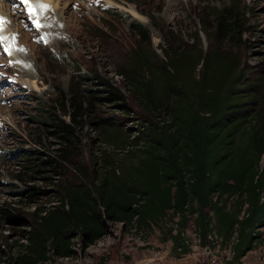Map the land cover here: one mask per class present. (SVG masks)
<instances>
[{
  "label": "trees",
  "instance_id": "16d2710c",
  "mask_svg": "<svg viewBox=\"0 0 264 264\" xmlns=\"http://www.w3.org/2000/svg\"><path fill=\"white\" fill-rule=\"evenodd\" d=\"M245 8L240 0L210 8L191 43L163 30V58L150 49L149 30L133 22L139 43L120 69L123 88L99 76L90 78L98 88L72 83L71 97L59 99L62 115L52 108L42 122L50 143L21 153L15 179L27 187L15 196L34 210L6 264L69 259L114 225L144 231L167 218H178L173 250L184 255L189 219L201 246L216 236L236 264L264 243V73L250 78L239 55L251 27ZM130 102L145 116L135 131L122 121ZM39 184L54 187L48 208L38 205L49 194ZM0 221L23 224L10 207L0 208Z\"/></svg>",
  "mask_w": 264,
  "mask_h": 264
},
{
  "label": "rangeland",
  "instance_id": "374dc122",
  "mask_svg": "<svg viewBox=\"0 0 264 264\" xmlns=\"http://www.w3.org/2000/svg\"><path fill=\"white\" fill-rule=\"evenodd\" d=\"M231 1L52 0L54 3L34 5L26 0H0V208H12L23 221H0V264L13 261L18 255L19 244L29 228L25 226L32 224L34 208L28 207L26 200L18 202L15 196L27 187L15 179L22 165L21 153L42 150L50 143L42 122L52 108L58 116L62 115V94L71 97L72 83L75 90L98 88L90 80L94 76L123 88L120 69L128 63L129 51L139 43L131 23L139 22L149 30L150 49L163 58V30L171 29L191 43L201 21L212 14L210 8H222ZM240 1L246 6L251 27L244 36L247 45L239 50V55L252 70L253 78L264 73V0ZM51 11L60 15L59 23ZM200 36L203 49L207 50L206 38L202 32ZM69 104L66 102V109L72 112ZM129 106L132 114L122 121L126 128L135 131L145 116L134 103ZM98 110L105 116L115 114L108 107L99 106ZM63 119L69 121L70 117ZM87 132L91 134L90 129ZM88 136L83 138L86 143ZM39 187L49 194L38 205L48 208L55 198L54 187ZM177 221L178 218H167L144 231L126 230L117 224L110 227L108 236L87 250L82 252L78 245L72 258H51L46 264H207L211 256L205 255L192 219L184 231L190 252L184 255L173 250ZM216 240L220 242L213 236L212 242ZM212 247H216V264H236L229 245L217 248L215 243ZM242 264H264V243L249 252Z\"/></svg>",
  "mask_w": 264,
  "mask_h": 264
},
{
  "label": "built area",
  "instance_id": "2783aa9c",
  "mask_svg": "<svg viewBox=\"0 0 264 264\" xmlns=\"http://www.w3.org/2000/svg\"><path fill=\"white\" fill-rule=\"evenodd\" d=\"M210 239V243L208 246L205 247L204 249V253L205 255L207 256H211L210 260L207 262V264H216L217 260L214 256V250L216 249V247H212L215 245V243L217 244V248L220 247V242H218L217 240L215 242H212L213 241V238H209ZM216 251V250H215ZM231 251V249H230ZM139 264H150V262H142V263H139Z\"/></svg>",
  "mask_w": 264,
  "mask_h": 264
},
{
  "label": "bare ground",
  "instance_id": "6f19581e",
  "mask_svg": "<svg viewBox=\"0 0 264 264\" xmlns=\"http://www.w3.org/2000/svg\"><path fill=\"white\" fill-rule=\"evenodd\" d=\"M28 1V0H27ZM36 1H42L43 3H45L46 2V4L47 3H54V2H52V0H36ZM32 2V1H31ZM34 5H35V2H32ZM43 6V5H42ZM36 8V7H35ZM55 7H54V4H53V9H54ZM50 10V9H49ZM58 10V9H57ZM54 11H55V9H54ZM54 11H51V12H54ZM50 12V13H51ZM42 13V12H41ZM55 13H57V12H54V15L53 16H55V19H57V21L56 22H58L59 20H58V18H59V16L60 15H58V13H57V15L55 14ZM52 16V17H53ZM45 21V20H44ZM54 23V22H53ZM59 23V22H58ZM57 25V24H56ZM56 28V27H55ZM57 29V28H56Z\"/></svg>",
  "mask_w": 264,
  "mask_h": 264
}]
</instances>
